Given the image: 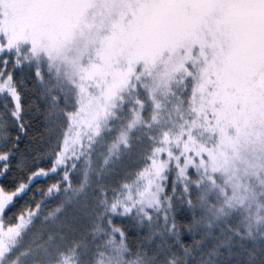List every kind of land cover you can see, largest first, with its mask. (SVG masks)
I'll return each instance as SVG.
<instances>
[{
	"label": "snow or ice",
	"instance_id": "obj_1",
	"mask_svg": "<svg viewBox=\"0 0 264 264\" xmlns=\"http://www.w3.org/2000/svg\"><path fill=\"white\" fill-rule=\"evenodd\" d=\"M53 53L78 66L75 86L81 102L76 111L64 110L66 124L50 141L51 150L40 154L38 142L44 136L29 133L26 125L32 121L25 114L33 107L34 119L43 113L35 99L25 95L32 92L26 86L32 77L25 68L31 65L29 57L36 59L34 76L42 83L45 77L39 57L46 55L51 72ZM155 75L159 79L149 84ZM177 77L185 86L187 96L180 100L189 105L190 119L181 117L184 123L178 133H162L131 180L100 190L103 210L98 217L107 227L98 224L96 231L108 237L110 247L99 255H107L110 264L113 259L117 264H137L142 248L138 242L133 247L128 229L114 223L117 217L135 222L142 216L141 225L147 221L149 227L162 220L184 253L191 254L192 245L182 243L181 236L194 233L200 223L191 187L199 190L205 180L212 185L210 193L219 188L220 214L248 210L250 195L255 198L251 183L233 174L220 187L214 175L220 171L217 157L200 137L207 133L218 135L221 143H238L255 131L264 150V0H0V181L13 179V157L34 165L27 181L14 190L0 183V264H17L19 255L26 254L17 253L19 240L40 209L37 204L35 209L12 212L16 197L32 181L54 174L61 180L49 182L47 195L67 192L73 186L70 169L84 155V138L91 139L88 133L100 134L117 101L130 91L138 93V107L132 109L134 119L129 124L133 128L143 119L145 100L139 98L143 90L153 104V122L158 123L163 105L157 92L174 95L172 84ZM53 100L58 104L60 97ZM52 131L44 129L49 138ZM121 139L127 143L126 137ZM15 168L24 170V165L17 163ZM170 174L175 179L168 192ZM255 176L264 187V179L259 173ZM178 183L184 194L177 197L179 208L173 202ZM199 199L206 201L207 197ZM188 215L190 222L178 218ZM230 231L233 235L212 251L224 257L221 264H264V239H256L251 225L246 233ZM203 242L194 240L196 245ZM220 248L227 251L222 253ZM64 264H69L68 258Z\"/></svg>",
	"mask_w": 264,
	"mask_h": 264
},
{
	"label": "trees",
	"instance_id": "obj_2",
	"mask_svg": "<svg viewBox=\"0 0 264 264\" xmlns=\"http://www.w3.org/2000/svg\"><path fill=\"white\" fill-rule=\"evenodd\" d=\"M29 58L31 65H26L25 71L32 79L27 80L26 86L31 88L32 92H25V95L35 99L43 114L34 119L36 108L33 107L32 112L25 114V119L32 121L26 127L32 135L43 134V142H38L37 149L43 154L51 150L50 141L59 136L66 124L64 110L76 111L81 102L79 89L75 86L79 83V69L71 59L53 53L52 68L49 72L50 62L46 55L41 54L39 62L45 77L41 83L34 76L37 60ZM158 79L159 75H155L148 83L152 84ZM24 87L21 86L22 91ZM184 87L177 77L176 82L172 84L174 95L171 93L164 95L163 90L157 92V99L163 105L158 115V123L152 119L153 104L141 90L139 98L145 100L143 119L133 128H130L129 124L134 119L132 109L138 107L135 104L138 93L135 91L125 93L124 99L117 101L116 107L112 109L113 114L103 121L100 134L88 133L91 139L87 136L84 138L85 147L82 149L84 155L75 161L77 167L74 170L70 169L72 188L67 192L61 190L60 193L47 195L49 182L61 180L59 174H54L32 181L28 189L16 197L15 203L10 206L12 212L19 213L26 208L35 209L37 204L40 205L39 212L32 217L30 225L19 240L16 251L26 254L19 255L17 264H64L66 258L69 259V264H99L101 260L104 264H110L107 255H99V252L107 253L110 247L106 244L108 237L103 232L96 231L98 224L101 228L107 227L106 221L98 217V213L103 210L100 204V190L119 186L120 181L131 180L145 163V158L162 133L164 131L178 133L184 123L181 117L190 119L189 105L181 103L180 100V97L187 96ZM55 96L60 97L58 104L53 100ZM45 116L48 117L47 123L44 122ZM45 128L53 130L51 138L44 132ZM122 136L127 138L126 144L122 141ZM200 140L212 148L213 154L217 157L216 164L220 168V171L214 174L217 184L225 187L228 176L234 174L251 183L255 190V198L250 195L246 204L247 211L222 215L218 211L222 206V201H217L219 188L210 193L212 185L207 180L199 190L191 187L192 198L197 205L195 215L200 219V223L196 225L194 233L181 236L182 243L192 245L191 254L184 253L180 243L176 242L174 235L169 234L162 220L154 222L149 227L147 221L141 225L142 216L137 217L135 222L130 218H115L114 223L128 229L133 247L136 246V242L142 245L137 264H221L224 257L212 255L214 247L233 235L230 229H239L240 232L246 233L249 225L257 240L264 239V194H261L264 193V187L260 186L255 176V173H259L260 179H264V150H261V145L256 139V132L253 131L251 136L242 138L238 143H230L227 140L221 143L218 135L210 137L207 133H204ZM17 163L23 164L24 170H17L15 168ZM12 164L13 179L0 181L7 190H14L19 183L26 182L28 173L34 167L17 157H13ZM193 176L198 178L195 173ZM85 177L87 183L84 182ZM174 179L175 176L170 174L167 181L168 192H171ZM61 187L63 189L64 185ZM176 187L177 193L176 197H173V202L179 208L181 201L177 197L184 194L179 183ZM109 195L112 193L109 192ZM202 196H206L207 200L199 199ZM211 204H215L216 207L210 208ZM58 207L61 208L59 212L56 211ZM225 211L229 210L226 208ZM178 218L191 221L190 215ZM132 225L136 227H130ZM196 239H203L204 242L196 245L194 243ZM233 243H236L235 239ZM97 245L100 247L97 248ZM219 250L222 253L227 251L225 248ZM154 256L155 259L152 258ZM111 264H117V261L113 259Z\"/></svg>",
	"mask_w": 264,
	"mask_h": 264
}]
</instances>
